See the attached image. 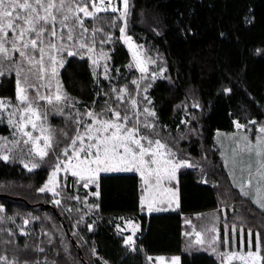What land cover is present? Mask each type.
<instances>
[{
	"label": "trees",
	"instance_id": "trees-1",
	"mask_svg": "<svg viewBox=\"0 0 264 264\" xmlns=\"http://www.w3.org/2000/svg\"><path fill=\"white\" fill-rule=\"evenodd\" d=\"M128 4L130 31L162 58L164 74L149 89L159 124L180 133L166 137L163 130L159 137L179 158L201 164L200 169L184 167L180 171L181 211L149 217L141 214L140 177L136 174L102 175L99 198L74 179L72 185L77 191L63 186L64 197L58 204L54 194L40 191L57 168L62 148L68 146L76 131V124L63 121L54 109L50 120L54 125L60 121V132L56 130L54 148L36 170H29L17 160L6 161L0 155V260L29 261V252L24 248L33 237L22 234L21 228L24 218L30 216L36 218L29 233L48 228L57 235L59 243L51 257L59 263L66 259L67 264H150L149 255L180 254L181 264H221L217 253L186 252L181 232L182 213L222 207L226 208L224 223L259 233L263 254L264 211L235 187L214 144L216 132H232L236 122L247 126L252 138L260 132L257 126L264 129V0H128ZM87 23L99 35L113 34L108 45L112 78L104 79L102 88L89 60L75 55L68 59L61 76L74 103L102 113L107 98L115 104L120 100L111 93L115 86L119 90L126 85L131 97L135 96L131 84L135 72H128L130 56L118 37L122 23L118 14L104 12ZM3 78L0 96L13 97L15 77L9 74ZM183 118L187 124L182 123ZM60 127L67 132L64 141ZM1 129L8 132L5 125ZM83 204L98 206L94 210L101 219L93 230L82 226L78 234L73 230L72 218L75 222L82 220ZM116 215L140 219L144 235L136 250L125 246L124 238L109 226ZM34 240L37 242L38 236Z\"/></svg>",
	"mask_w": 264,
	"mask_h": 264
},
{
	"label": "rangeland",
	"instance_id": "rangeland-1",
	"mask_svg": "<svg viewBox=\"0 0 264 264\" xmlns=\"http://www.w3.org/2000/svg\"><path fill=\"white\" fill-rule=\"evenodd\" d=\"M56 2L58 3L59 0H56ZM70 2H72L73 8H75L77 3H79L81 7L85 6L81 0H70ZM44 3L46 4L47 0H44ZM130 8L128 4L126 16L124 15V6L120 11L115 13L118 14V17H120L122 21L118 37L130 56V62L127 66L128 72L129 74L135 72L131 80L132 87L135 88V96L131 97L130 87L122 85L118 90L114 85L115 87L111 93H114L116 95L115 97H119L120 100L115 104L107 102L110 99L107 98L101 110L102 113H97L94 107L81 105L79 104L80 102L74 103L71 99V95L65 88L61 76L62 70L68 59L75 55L89 60L99 86H101L100 84L104 79L112 78L113 67L111 65V48H108V45L110 43L109 39L112 38L113 34H107L105 37L103 33L99 35L97 31L90 29L87 23L88 20H94L99 17L101 14L100 12H95V9L90 5L88 6V11L94 13L92 16H84V14L80 12L69 13L65 11L64 14L70 17L66 22L68 27L65 28L60 24V20L63 19L62 15L54 8L48 9V12L57 17V34L55 37L50 35L46 36L44 38L45 43L43 45L38 44V47L45 48L42 64H30L26 58L21 57L18 52L12 50L10 41L15 34L10 30L8 31L7 39L9 43H5L4 46L9 49L8 56L10 58L0 60V72L4 73L0 75V82L4 79L3 77L5 75L12 74L15 77L16 93L13 97L0 96V101L4 102L0 105V155L2 158L7 157V159L3 158L4 160H17L24 166L27 165L26 168L29 170H36L43 160L47 159L52 148H54L57 135L56 130L59 131L58 125L60 126V121H58L57 125H54L50 120L51 113L54 109L57 110L54 114L60 116L63 121L76 124V131L72 140H76L75 151L78 152V155H75L74 149L69 147L72 142L71 140L68 146L62 148V157L61 159L59 158V163L61 164L64 161L69 162V158H74L72 157L74 155L78 156V159H76L75 163H70L75 164V166L80 165L83 169H86V165L88 164L94 165L104 163L103 161L106 157H109V153L113 150L114 146L116 152L121 150V144H127L128 147L133 149V143L126 139L124 128L138 129V131L133 134V139L146 137L144 135L146 134L158 138L157 140L162 142L159 133L163 130H165L166 137H177L180 135L177 130H172L168 126H161V124H159L155 109L153 108L149 89L152 83L164 74V67L161 65L162 58L151 46L149 48L144 41L138 40L130 31L128 18L130 16ZM39 12L40 15L45 14L43 9H39ZM75 16H79L83 20V27L81 28L77 25L72 32L73 39L68 40L67 34L72 27ZM121 28L124 29L123 32L120 31ZM84 29H87V31H84ZM30 38H34L31 33L25 36V40ZM49 41L55 44L56 47L49 48ZM81 44L85 45V47L80 48L79 45ZM20 45L21 42L17 41L16 47L19 48ZM61 45L64 46V50H60ZM89 48H91L92 51H88ZM22 50L27 52L34 60H40V55L35 49H32L31 46H29L28 49ZM68 52L75 54L68 55ZM50 56L55 58V63L49 60ZM94 61L95 63H93ZM53 67L56 69L55 75L52 74ZM110 81L114 82L112 79ZM101 87L104 88L103 86ZM20 89H24L23 93L20 92ZM21 95L26 96L27 100H21ZM57 96L60 98L57 99ZM41 97H45V99H41ZM29 107L31 111L28 110ZM145 109H147V112ZM89 112L93 115L87 116ZM116 113H119L120 119L117 118L115 115ZM124 116H127L129 119L123 120L122 118ZM105 122L110 125H122L123 127L120 130H117L115 127H108V130L105 131ZM182 123L187 124L188 120L183 118ZM237 123V126L242 125L239 122ZM4 125L8 129V134L2 132L1 128ZM33 125H35V127H33ZM89 126L90 130L86 132ZM245 127L248 129L247 131ZM257 129L260 132H257V137L255 138H252L251 131L244 124L242 127H237V130H234L232 133L221 130L217 135V145L214 144V148L220 149L225 161V166L235 187L244 196L249 198L260 210L264 211V206H262L264 205V131H261V129H263L262 126H257ZM60 130L62 132L63 129L60 127ZM26 133H30L31 135H26ZM61 136L64 141L67 132L63 131ZM77 136L83 137V143L76 139ZM89 136L92 137L91 140H89ZM45 138H47V146ZM147 138L153 140V142L157 141L150 137ZM98 139L103 141L109 148L104 147L102 144L98 145L101 150L99 153V162H96V148L88 149L87 146L89 144H96ZM110 142H115V144H112L110 147ZM141 144L145 148L150 147L149 141L147 142L146 139H141ZM81 147L86 149L87 154L85 151H79ZM65 148H68L67 157L64 155ZM105 148H107V153H105ZM39 150H43L47 154L40 156ZM79 155H81L80 158ZM167 158L168 156L165 154L164 158L161 159L167 160ZM166 163L167 161L164 162V164ZM191 164L193 167L201 168V164L198 162L191 161ZM33 165H36V167H33ZM66 165L65 163L63 167L67 168V166H69ZM77 167L78 166L75 168ZM63 179L65 180L64 182L62 181ZM50 180H53V189L49 191L45 186L42 188L47 192L53 193L57 199H62L64 197L62 196L64 195L62 193L63 186L66 188L68 186L70 191H77L72 185V176L66 174V171L62 170L58 172L57 169L52 170ZM66 188L64 191H66ZM244 193H247V195ZM74 199L79 200V198ZM83 200L82 198L81 201ZM85 200H87V197H85ZM83 208H85V212L81 221L75 222V219L72 218L73 230L78 234L81 233L80 229L82 226H86L89 230H93L95 224L100 222L101 219L94 210V207H88L83 204ZM86 208H88V210ZM89 216L94 218L92 219L93 221ZM35 218L36 217L32 218L30 216L25 217L21 228L22 234H29V236L32 235L33 237L24 248L29 252V261L3 258L0 260V264H67L66 259H63V263H59L51 257L54 254L53 249L57 246L56 243L58 242L57 235H55L51 229H33L31 233H29ZM90 221H92V224H89ZM37 223L40 225V220H38ZM225 225L222 234L223 239L220 238V233L216 239V234L212 236V242L215 243L216 247L218 245L221 246L222 243L224 244L225 247H223V249L225 250H222V248L220 249L224 254H228L229 251L227 249L230 248L231 254L226 258L224 264H262L264 251L262 254L259 233H255L252 230L246 231L244 227H239L234 224L231 229H229V224ZM61 235L63 236V234ZM37 236L39 240L36 242L34 238ZM44 236L46 238H44ZM228 244L230 247H227ZM50 253L51 255L48 257L47 255ZM94 253H96L95 248ZM249 253H251V255H249ZM95 257H99V254H96ZM101 264L107 263L102 261ZM150 264L153 263L150 262Z\"/></svg>",
	"mask_w": 264,
	"mask_h": 264
},
{
	"label": "crops",
	"instance_id": "crops-1",
	"mask_svg": "<svg viewBox=\"0 0 264 264\" xmlns=\"http://www.w3.org/2000/svg\"><path fill=\"white\" fill-rule=\"evenodd\" d=\"M237 125L238 123L236 122L235 130H237V127L243 126V124L239 126ZM219 131L221 130H218L216 132L215 139L217 138ZM146 141L153 142V140H150L148 138L146 139ZM160 143L164 145V148H157L155 146V142H153V145L151 146L152 152L144 156L145 163L143 165L139 163L138 155L136 161H133L131 155L125 154L124 148L120 147L121 150L117 152L116 150L110 151L109 157H106L103 161L105 164H94L95 166L88 164L86 165V169H83V167L80 165H76L78 167L75 168V164L64 161L61 164L59 163L60 170H58V172L62 170L66 171V174H70V176H72V178L76 180L77 183L82 184L85 188H87L89 193L96 198L100 197V178L102 175L136 174L140 177L141 214H145L149 217L152 214L180 212V171L184 167H194L192 166L190 160L179 158L176 152L168 148L164 143ZM112 144L114 145L115 142H110V147L112 146ZM102 145L104 147H108L104 142L102 143ZM132 146L134 147L132 149L133 152L138 153V148H136L137 146L135 144H132ZM153 152L155 153V155L152 154ZM165 154L168 156L167 160L161 159L164 158ZM72 157L78 159V156L73 155ZM80 157L81 155H79V158ZM122 157H124V159H122ZM153 159H155L156 163L151 162ZM165 161H167L166 164H164ZM65 163L69 165H66L67 168L63 167ZM73 172L77 173V175H73ZM52 182L53 180H50L49 178L44 185L49 191L53 189ZM91 188H93L94 190H92ZM60 199L61 198H55L56 202L58 200L60 202ZM85 202L90 204L89 201L87 202V200H85ZM90 206L94 207L96 210L98 208V206H95V204H91ZM225 218L226 208L224 207L214 211L212 210L195 213H182L181 233L184 250L186 252L208 250L217 253L220 255L219 257L221 260V264H224L226 262V258L231 254L229 250L230 248L227 249L229 253L224 254L223 251H220L221 248L222 250H225L223 249V247H225L224 244L222 243L221 246L218 245L216 247L215 243L212 242V236L216 234V239L218 234L220 233V238L223 239L222 234L224 231V226H226L225 224H227L224 223ZM113 222L115 223L114 231L122 236L124 240H127L128 237L131 236L133 241L138 242L144 235L142 223L140 219L135 216L116 215V217L113 218ZM231 228L232 225L229 226V229ZM227 247H230V245L228 244ZM147 258L153 264H181L182 261L180 254H174L171 256H168L166 254H156L149 255Z\"/></svg>",
	"mask_w": 264,
	"mask_h": 264
},
{
	"label": "snow or ice",
	"instance_id": "snow-or-ice-1",
	"mask_svg": "<svg viewBox=\"0 0 264 264\" xmlns=\"http://www.w3.org/2000/svg\"><path fill=\"white\" fill-rule=\"evenodd\" d=\"M81 2L85 5L83 7L80 6L79 3L75 5V8L72 6V2L70 0H59L57 3L56 0H47V3H44V0H0V60L3 59H9L8 56L9 49L6 48L4 45L5 43H9L8 41V31L10 30L15 35L13 39L10 41L12 44V50L19 53V55L23 58H26L28 62L31 63H37L42 64L43 63V57L45 48L44 47H38L39 45H43L45 43V37L50 35L52 37L56 36V19L57 17L50 12H48V9H55L57 12H59L63 19L60 20V24L67 28L68 24L66 23L69 20V16L65 15V11L69 13H75L80 12L83 13L84 16H92L94 13H91L88 11V6L90 5L92 8L95 9V12H101V11H108V8L101 7L100 5H103L105 3V0H81ZM107 3L111 6L112 0H107ZM124 4V15H127V9H128V0H123ZM67 5V7H66ZM39 9H43L45 14L40 15ZM111 10L113 12L117 11L115 7H112ZM26 25V27H25ZM79 25L81 28L83 27V20L79 16H75V20L72 24V27L69 29L67 34V39L72 40L73 35L72 32L76 28V26ZM84 31H87V29H84ZM121 32L124 31L123 28L120 29ZM29 33L33 34L34 38H30L28 40H25V36ZM20 41L21 45L19 48L16 47V42ZM29 46H31L32 49H35L37 53L40 55V60L36 61L34 60L27 52L23 51L22 49H28ZM49 48H55L56 45L51 43V41L48 42ZM80 48H84L85 45L81 44L79 45ZM60 50H64V46H60ZM88 51H92L91 48L88 49ZM75 53L68 52V55H74ZM49 60L52 63H55L54 57H49ZM95 63V61L93 62ZM3 72H0V75H3ZM52 74H56V69L52 68ZM24 89H20V92L23 93ZM57 99L60 97L57 96ZM21 100H27L26 96L21 95ZM41 99H45V97H41ZM4 102L0 101V105H2ZM134 103V102H133ZM31 111V108L28 109ZM147 112V109H145ZM152 115L151 113H149ZM89 116H92L93 114L91 112L88 113ZM118 119H120L119 113L115 114ZM123 120H128L129 118L127 116H124L122 118ZM105 131L108 130V127H115L117 130H120L123 126L122 125H110L107 122H105ZM35 127V125H33ZM147 127V125H146ZM90 130L86 129V132ZM124 131L126 132V139L128 141H131V143L135 144L138 147V153L133 152L132 148L128 147L127 144H121L120 147L124 148L125 154H130L133 161H136L137 155L139 156V163L143 165L145 163L144 156L148 155L150 152H152L151 145L153 144L152 141H149V148H145L141 144V139H147V137H141L140 139H133V134L138 131V129H127L124 128ZM261 131H264V129H261ZM26 135H31L30 133H26ZM77 140H80L81 143H83V137L77 136ZM92 137L89 136V140H91ZM45 143L47 146V138H45ZM103 141L97 140L96 144H89L87 146L88 149L96 148L97 149V161L99 162V153L100 148L98 147L99 144H102ZM75 145L76 140H72L69 147H72L74 149V154L78 155V152L75 151ZM155 146L157 148H164V145L160 143V141H155ZM113 150H115V146L113 147ZM79 151H85L86 149L84 147H81ZM105 153H107V148H105ZM47 153L43 150H39V155L44 156ZM87 154V152H86ZM155 155V153H152ZM64 155L68 156V148L64 149ZM4 159H7V157H3ZM71 159V158H69ZM124 159V157H122ZM152 163H156L155 159L151 161ZM27 167V165H25ZM33 167H36V165H33ZM57 170H60L59 164L57 165ZM55 174V173H53ZM73 175H77V173L73 172ZM87 186V185H85ZM44 188H41L40 191H44ZM247 195V193H244ZM59 203V201H57ZM264 206V205H262ZM132 241V237L129 236L128 239L125 241L126 244L130 243ZM251 255V253H249Z\"/></svg>",
	"mask_w": 264,
	"mask_h": 264
},
{
	"label": "built area",
	"instance_id": "built-area-1",
	"mask_svg": "<svg viewBox=\"0 0 264 264\" xmlns=\"http://www.w3.org/2000/svg\"><path fill=\"white\" fill-rule=\"evenodd\" d=\"M98 2V0H97ZM101 7H104V8H108L109 10L108 11H101L100 13H104V12H113L111 10L112 7H115L117 9V11L115 12H118L120 11V9L124 6L123 4V0H112V3H111V6L107 3V0H105V3L103 5H100ZM71 158V157H70ZM69 162L71 163H75L76 162V158H71L68 160ZM109 226L111 228H113L114 230V226H115V223L114 222H110L109 223ZM115 232V231H114ZM126 240H124V244L130 249V250H136L137 248V242L136 241H131L130 243L126 244L125 243Z\"/></svg>",
	"mask_w": 264,
	"mask_h": 264
},
{
	"label": "bare ground",
	"instance_id": "bare-ground-1",
	"mask_svg": "<svg viewBox=\"0 0 264 264\" xmlns=\"http://www.w3.org/2000/svg\"><path fill=\"white\" fill-rule=\"evenodd\" d=\"M108 225V224H107ZM106 229H107V227H106ZM108 230V229H107ZM126 246V245H125Z\"/></svg>",
	"mask_w": 264,
	"mask_h": 264
},
{
	"label": "water",
	"instance_id": "water-1",
	"mask_svg": "<svg viewBox=\"0 0 264 264\" xmlns=\"http://www.w3.org/2000/svg\"><path fill=\"white\" fill-rule=\"evenodd\" d=\"M49 205H52V204H49Z\"/></svg>",
	"mask_w": 264,
	"mask_h": 264
}]
</instances>
